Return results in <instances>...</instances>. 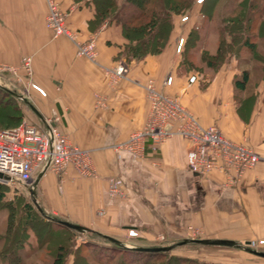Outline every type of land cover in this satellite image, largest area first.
<instances>
[{
	"label": "crops",
	"instance_id": "0c3cea01",
	"mask_svg": "<svg viewBox=\"0 0 264 264\" xmlns=\"http://www.w3.org/2000/svg\"><path fill=\"white\" fill-rule=\"evenodd\" d=\"M58 2L82 39L96 38V60L79 56L68 38L54 37L46 22V0H0V66H19L31 56L28 79L46 91V96L36 89L30 93L27 118L43 128L47 119L58 118L60 131L73 144L92 151L97 169L96 177L70 169L62 188L59 176L45 171L36 187L45 206L127 247L173 243L195 234L264 244V81L254 85V99L235 87L241 71L254 66L247 61L249 54L214 69L201 60V53L216 52L217 35L204 36L201 30L196 45L185 46L195 68L183 66L184 55L176 47L198 22L200 8L195 6L186 21L174 16V30L161 53L127 61L121 54L127 43L121 25L104 21L96 27L92 0ZM203 38L210 47L202 45ZM120 63L127 64L128 73L112 83L106 70ZM193 74L197 79L190 82ZM169 77L171 84L166 83ZM149 79L177 96L203 125H217L228 138L254 147L261 156L256 168L233 186L220 171L197 174L189 168L190 145L181 136L158 150L148 142L143 159L118 149L147 119L144 84ZM112 178L121 188L114 197L108 193ZM130 230L138 235L129 236Z\"/></svg>",
	"mask_w": 264,
	"mask_h": 264
},
{
	"label": "trees",
	"instance_id": "16d2710c",
	"mask_svg": "<svg viewBox=\"0 0 264 264\" xmlns=\"http://www.w3.org/2000/svg\"><path fill=\"white\" fill-rule=\"evenodd\" d=\"M218 1L202 0L203 3L201 2L200 14L207 20L217 21L214 32L218 40L216 52L210 53L204 49L201 53V60L208 66L218 69L234 58L241 61L244 53L247 52L249 54L247 61L254 64L252 69L259 68L263 73L257 84L260 80L264 81V48L258 49L259 38L264 39V0L239 1L232 10L216 19L214 12L219 4ZM92 2L95 5L96 27L104 21L121 25L123 35L127 40L121 54L127 61L161 53L174 30V16L189 17L194 7L199 5L197 0H92ZM199 32L200 30L195 25L189 33V38L184 39L180 53L184 55L181 63L186 68H195L193 60L185 55V46L187 44L196 45ZM252 69H243L240 76L235 79L237 90L241 92L248 90L252 79ZM252 89L251 94L248 95L250 99L256 97L254 88ZM1 91L5 97L0 100V129L15 127L23 117L20 106L9 99L16 97V94L4 89ZM6 189L8 190L9 187L0 183V200L4 196L3 193H6ZM21 206L20 212L23 215L24 224L34 222L33 207L28 203L21 204ZM13 214L16 212L13 211ZM43 215L47 218V220L42 218L43 221H46V225L51 228L49 233L42 234L40 229L34 232L36 240H40V245L54 244L50 264H67L70 256L73 257L72 264H203L195 257L170 253L182 245L198 244L195 242L184 244H179L181 241L175 242L171 244L173 247L170 250L146 252L116 244L105 238L103 234L91 229L84 232L88 236L87 239L77 242L78 236L83 232L62 225L54 217L44 213ZM11 226L8 222L4 233L0 235V243L7 242L5 248L0 249V259L7 264H21L22 250L28 245V235H26L28 227L23 226L19 231L16 229L9 231ZM14 250L19 251L16 253ZM210 264L227 263L213 262Z\"/></svg>",
	"mask_w": 264,
	"mask_h": 264
},
{
	"label": "built area",
	"instance_id": "2783aa9c",
	"mask_svg": "<svg viewBox=\"0 0 264 264\" xmlns=\"http://www.w3.org/2000/svg\"><path fill=\"white\" fill-rule=\"evenodd\" d=\"M46 3V22L54 37L68 38L75 45L79 56L96 60V38L82 39L79 32L69 26L67 15L58 0H46ZM188 19L187 16L182 17V21ZM183 44L184 38L181 37L177 42V52L182 50ZM1 69L10 70L15 74L24 73L30 78L33 71L32 57H23L19 66L3 65ZM106 72L112 83H116L128 73V66L126 63H120L108 68ZM196 79L193 74L189 81L194 82ZM171 82L172 77L167 78L166 83ZM31 86L42 96H46V91L37 84L32 83ZM144 88L148 101L147 119L141 128L133 130L125 141L118 144V149L127 151L135 159H143L148 142L154 150H158L168 139L181 136L189 142V168L197 174L220 171L225 175L226 184L233 186L237 185L248 171L256 168L261 156L254 147L228 138L217 125H203L177 96L160 90L153 79H149ZM99 102L104 105L103 101ZM57 121L58 118H49L46 120L47 126L43 128L38 123L24 118L15 127L0 129L1 184L11 189L16 184H23L30 190L36 177L47 170L59 176L60 188L70 169L80 176H97L92 151L73 144L60 131ZM120 189L119 181L110 179L109 195H118ZM137 235V231H129V236ZM261 243H264V240Z\"/></svg>",
	"mask_w": 264,
	"mask_h": 264
},
{
	"label": "rangeland",
	"instance_id": "374dc122",
	"mask_svg": "<svg viewBox=\"0 0 264 264\" xmlns=\"http://www.w3.org/2000/svg\"><path fill=\"white\" fill-rule=\"evenodd\" d=\"M242 0H219V4L215 9V18L219 19L227 11L232 10L234 6H237L238 2ZM203 3V2H202ZM201 2L197 5V8H200ZM261 3V2H260ZM261 5V4H260ZM195 8V7H194ZM258 11V10H257ZM200 13V12H199ZM217 21L207 20L201 14L199 15L198 22L196 27L204 33L205 35L212 34L216 28ZM214 25V26H213ZM202 45L210 47L208 43V38L202 39ZM258 49L261 50L264 48V39L259 38L258 40ZM195 59V57H194ZM197 61V59H195ZM199 64V61H197ZM3 65L0 66V100L4 99V93L1 89L7 90L16 94V97H11L12 103L17 104L20 106L21 111L23 113L22 120L27 118L26 112L30 110V93L35 89L31 86L33 83L30 81L24 73H17L10 70H3L1 69ZM252 79L249 83L248 90L245 92V95L251 94V91L254 88V85L257 84V81L263 75L262 70L259 68L252 69L251 71ZM36 91V90H35ZM21 120V121H22ZM32 187V186H30ZM6 193H3V198L0 200V235L4 233L5 229L7 228L8 222L12 225L9 228V231L16 229L17 231L21 230L23 226H27V233L28 239L27 243L23 250H22V262L21 264H50L51 258L54 253V244L47 243L40 245V240H36L35 238V230L40 229L42 234L49 233L50 227L46 225L47 218L43 215H49L54 218L64 219L57 214H54L53 211L46 207L45 204L42 202L41 196L38 194L36 190V194L32 195L31 191L23 184H16L12 189H6ZM28 203L31 207H33L34 211V222H30L29 224L25 225L23 220V215L21 214L22 206L21 204ZM13 211L16 214H13ZM11 212V214H10ZM12 214L14 216H12ZM16 215V216H15ZM43 218V219H42ZM66 220V219H65ZM24 224V225H23ZM201 235H193L189 238H201ZM88 236L83 232V234L78 236L77 242H82L83 240L87 239ZM187 238H178L174 239L175 242H180ZM167 242V245L165 244ZM173 242V243H175ZM172 244V241L165 240L164 242L156 245L151 246H159L165 245L169 246ZM245 245V243H241ZM7 245V242L2 244L0 243V249H4ZM141 246V245H136ZM246 247L257 249L259 251H264V244H252V245H245ZM15 251V250H14ZM19 250L15 251L16 253ZM21 252V251H20ZM170 253L173 255H180V256H188V257H195L198 261H201L203 264H210L213 262L218 263H227V264H264V257L258 256L256 254L250 253L245 248H236V247H219V246H211V245H202L198 244H187L179 246ZM73 257L70 256L67 260V264H72ZM0 264H7L6 262L0 259Z\"/></svg>",
	"mask_w": 264,
	"mask_h": 264
},
{
	"label": "water",
	"instance_id": "95a60500",
	"mask_svg": "<svg viewBox=\"0 0 264 264\" xmlns=\"http://www.w3.org/2000/svg\"><path fill=\"white\" fill-rule=\"evenodd\" d=\"M32 108H34L31 105ZM35 109V108H34ZM44 174V172L40 173L38 175V177L35 179L33 187L30 189L32 195L36 194V187L39 181V178ZM56 221H58L59 223H61L62 225H65L71 229L80 231V232H86L87 230H89V228L79 225L77 223L65 220V219H55ZM104 235V234H103ZM105 238H107L108 240L116 243V244H120V245H125L122 241H120L117 238L111 237L109 235H104ZM187 242H195V243H200V244H204V245H223V246H234V247H242L247 249L248 251H250L253 254H256L258 256H262L264 257V251H259L257 249H252L249 247H246L245 245H252L253 243L251 241H247L245 243V245L238 243L236 241L233 240H228V239H208V238H191V239H185L184 241H181L179 244H184ZM173 246L169 245V246H165V245H159V246H134L133 248H136L137 250L140 251H146V252H158V251H165V250H170Z\"/></svg>",
	"mask_w": 264,
	"mask_h": 264
}]
</instances>
